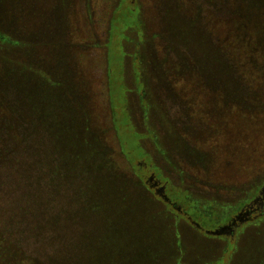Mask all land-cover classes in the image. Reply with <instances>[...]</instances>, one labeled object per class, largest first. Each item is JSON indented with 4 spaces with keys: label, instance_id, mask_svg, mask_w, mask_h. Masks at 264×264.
<instances>
[{
    "label": "rangeland",
    "instance_id": "374dc122",
    "mask_svg": "<svg viewBox=\"0 0 264 264\" xmlns=\"http://www.w3.org/2000/svg\"><path fill=\"white\" fill-rule=\"evenodd\" d=\"M204 1L199 16L194 5L180 10L189 26L190 41L183 39L189 47L177 43L171 48L162 35V15L167 5L179 9L175 0H134L136 4L129 0H0V33L5 37L0 66L13 67L10 70L19 75L17 80L13 74L7 82L13 89L28 87L32 101L46 109L58 105V118L64 119L68 106L75 110L79 136L69 128L77 136L79 170L83 159L95 161L94 168L104 169L101 176L113 171L118 185L130 191L128 196L143 197L132 214L138 213L133 215L139 216L136 221L149 223L151 235L161 244L153 246L159 256L147 261L205 264L223 258V264H264V0L257 4L263 17L253 46L254 69L236 87L240 95L251 92L252 98L236 100L241 105L228 110L211 82L183 85L179 80L188 77L189 72L183 71L191 70L195 59L204 66L205 76L211 78L214 71L213 58L206 54L210 56L208 46L219 47L209 22L212 16L223 19L224 14L216 6L221 0ZM217 27L222 34L223 27ZM197 38L205 41L203 54ZM10 45H27L38 74L11 65L4 57L16 52L8 49ZM170 62L176 73L167 70ZM233 70L238 75L236 67ZM48 78L53 85H45ZM0 87L7 89L0 94L14 93L3 83ZM250 99V107H243ZM87 139L91 152L81 144ZM19 162L13 159L8 167L0 165L1 236L9 246L45 260L57 244L52 227H59V211L66 214L62 229L72 233L69 237L76 233L77 221L68 224L71 212L61 196V206L54 207L52 198L44 201L45 207L35 205L37 193L44 199L48 188L25 171V162L15 169ZM180 190L200 210L210 206L208 217L222 223L194 215L185 203L181 204L184 212L196 223L168 217L159 209L164 208L159 195L164 197L166 191L172 199L182 200ZM51 218H57V223L52 225ZM86 221L101 233L95 219ZM138 232L135 229L131 235ZM108 234L99 235V244Z\"/></svg>",
    "mask_w": 264,
    "mask_h": 264
},
{
    "label": "trees",
    "instance_id": "16d2710c",
    "mask_svg": "<svg viewBox=\"0 0 264 264\" xmlns=\"http://www.w3.org/2000/svg\"><path fill=\"white\" fill-rule=\"evenodd\" d=\"M175 1L179 9H176L173 4L164 7L162 35L167 40L166 42L171 45V48L177 43L186 48L183 39L190 41L189 26L183 21L186 15L180 10L185 6L190 5L192 7L194 5L196 11L194 12L196 16H199V9L206 2L204 0ZM211 1L215 4L219 0H208V2ZM129 2L136 4L134 0H129ZM223 3L224 5H222ZM258 3V0L219 1L216 6L223 8V19L215 20L212 16L209 22L214 27L213 35L217 38V46L219 47L217 48L216 45L213 47L210 44L208 46L210 56L208 54L206 56L213 58L214 65L211 78L205 76L204 66L197 62L198 59L194 61L196 65L190 66L191 70L183 71V73L189 72L188 77L185 75L179 77L183 85L194 82L196 85L205 86L207 82H211L214 88L213 92L225 101V110L231 107H239L241 105L239 103L244 102L248 95L252 98L251 92L248 91L245 96L244 93L240 95L236 87L241 86L240 79L244 82L245 78L248 79L246 73L252 75V69H254L252 66L255 60L253 46L259 38L256 31L263 17L261 9L260 11L257 9ZM216 26L223 27L222 34H218L219 28ZM4 40V34L0 33V45L4 44ZM195 43L201 48L199 50L203 54L205 41L197 38ZM185 45L187 46V44ZM26 48L27 45L23 48L11 46L8 49H14L16 52L4 57L8 61H12L11 65L16 64L17 70L19 67L27 68L38 74L30 61L33 56L26 52ZM160 49L159 47V52L163 53L164 48L162 47L163 50ZM163 57L167 58L165 53H163ZM212 62H208V64L212 65ZM173 65L174 62H170L166 68L176 73L175 65L174 67ZM233 67H236L239 77L234 73ZM11 68L0 66V83L14 91L11 95L0 94V165L3 163L1 167H8L6 164L14 159L15 162L20 161L14 168L21 169L22 163L25 162L24 165L27 167L25 171L29 172L30 176L33 174L38 184L45 183L48 188V195L44 199H42V195L37 193L38 199L35 200V205L44 204V201L49 202L52 198L54 207L61 206L58 203L59 196H61L64 203L67 201L65 208L68 207V212H71L70 217H67L68 224H71L72 220L75 219L78 228L75 229L76 235L73 233L69 237L70 231L68 230L64 233L66 229L62 228H65V221L62 218L66 214H63L64 211H59V227L58 229L52 227V238L53 241L55 240L54 242L57 241V244L51 246L48 259L45 260L25 254L19 246H9L4 237L1 236L2 230L0 229V264H151L145 258L152 260L159 256L153 248L159 244V239L156 240V236L151 235L149 223L144 224L145 222L136 221L135 217L139 216L133 215L138 213L132 214L133 210L138 211L139 207L137 206L143 197L128 196L130 191L118 185L117 176L115 177L113 171L109 175L105 171L104 175L101 176L100 173L104 172V169L102 168L99 172V167L94 168L95 161L83 159L84 166L79 170V153L78 147L75 145L78 132L75 129L76 122H74V119L77 121L78 116L74 115L75 110L73 111V108L68 106L69 112L65 114L64 119L63 117L58 118L57 113L60 109L58 105L52 104L46 109L41 104L32 101L34 96L28 87L18 85L13 89L7 82L12 80L13 74L17 80L19 75L11 71ZM42 77L44 78V73ZM190 78L193 80L188 81ZM46 81L45 85H48L49 82L51 85L54 83L49 78ZM182 87L185 89V86ZM43 88L47 89L48 87L44 86ZM6 90V88L0 87V92ZM14 99H17L18 102ZM236 100L240 102L234 103ZM251 103L252 99L248 100V104H243V107L249 108ZM86 141L87 143L82 141L81 144L88 149L87 151L91 152V143L88 139ZM105 166L107 165L105 164ZM170 190L173 189L170 188ZM180 191L183 194L182 200L172 199L166 191L164 197L159 195L164 202V208H158L163 213H167L168 217L171 218L172 216L175 220L185 218L187 222L196 223L184 212L181 204L185 203L194 215L222 223L221 220L208 217L210 206H206L205 210H200L197 202L189 199L185 190ZM108 193L110 196L107 197ZM38 200H41V203H37ZM131 202L134 203L132 207L129 204ZM31 208L33 210V202ZM41 208L39 207L37 211L41 212ZM87 218L97 221L96 225L102 228L101 233L91 229V221H89L90 224L87 223ZM51 220L52 225L57 223V218H51ZM46 221L50 225L49 216ZM135 229L139 232L131 235ZM199 229L201 228L199 227ZM104 232H109V234L99 244V235ZM113 232H117V235ZM69 238H72L73 241L71 245ZM59 243L64 245L59 246ZM131 248L134 249L131 251ZM138 248H140L139 251ZM166 264L187 263L176 259ZM205 264H223V258L216 261L211 260Z\"/></svg>",
    "mask_w": 264,
    "mask_h": 264
}]
</instances>
